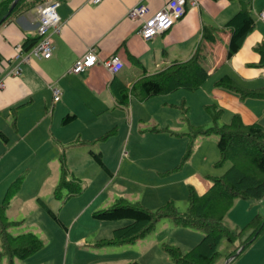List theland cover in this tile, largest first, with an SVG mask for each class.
Masks as SVG:
<instances>
[{"label":"crops","instance_id":"0c3cea01","mask_svg":"<svg viewBox=\"0 0 264 264\" xmlns=\"http://www.w3.org/2000/svg\"><path fill=\"white\" fill-rule=\"evenodd\" d=\"M169 1L103 0L101 4L94 5L92 0H29L28 7L12 15L9 22L0 27V81L5 80L6 84L0 90V116L8 114V118L13 119L12 129L20 133V141L24 142L28 138L41 139L45 143L55 141L62 151L81 140L93 142L92 144L101 141L105 133L98 128L100 125L119 128L124 124L141 125L138 100L133 96L128 107H118L112 90L114 82H121L132 90L142 78L159 73L175 63L190 60L200 48L206 50L205 68L211 75L210 80L203 89L195 93L179 90L154 97L161 101L159 111L166 113L172 111L168 107L183 103L186 113L189 110L186 107L187 100L194 94L206 93L207 98L212 95L214 100H218L219 106L239 114L246 124L258 123L264 127V100L242 101L238 94L214 86L218 79L229 75L246 88L264 87V68L256 66L260 62V56L254 50L256 46L264 45V22L259 19V14L264 11V1L262 4L257 1L253 6L256 27L231 60L227 59L230 32H219L216 42L210 44L205 43L203 30L206 26L223 29L238 13L240 0H197L198 5L190 6L187 15L168 33L149 42L143 40L139 35L142 21L129 20V10L142 3L154 14ZM51 2L59 5L57 12L63 24L62 31L52 37L56 46L53 57L22 63L21 74L12 76L13 70L20 63L16 61V47L21 46L23 49L28 39L40 40L38 7ZM92 48L100 64L82 74L71 73L75 62ZM23 51L26 52L24 49ZM213 54L215 62L210 60ZM113 56H118L124 64L115 77L102 65V62ZM210 62L211 66L208 68ZM212 79L213 85L209 86ZM52 86H58L61 90L58 102L54 101ZM67 115H75L76 119L69 125H63V118ZM147 120L160 128L171 127L176 122L165 116ZM6 127L0 123V132L5 135ZM96 128L101 133H95ZM54 130L57 133H53ZM123 142L125 140L122 136L121 144ZM5 143L8 145L10 139ZM120 146L118 145L119 149ZM100 154L103 156L106 152L102 150ZM193 161L192 158L188 162L189 174L183 172L186 174L178 175L179 183L192 186L202 196L213 186L209 178L218 176L210 175L207 171L202 174L198 169L191 172ZM153 162L157 168H163L168 161L160 157ZM118 170L119 176L120 165ZM110 172L112 177L116 176L111 170ZM257 215L264 216V199L254 203L239 199L228 213L226 223L234 230H241ZM168 232L179 235L170 243L183 251L193 249L202 240L201 234L177 224H164L161 233ZM251 233L252 231L246 232L244 238ZM161 238L160 235L156 236V240H150V244L160 243ZM232 248L228 242L222 245L223 258L218 264H264V231L241 255L227 259Z\"/></svg>","mask_w":264,"mask_h":264},{"label":"rangeland","instance_id":"374dc122","mask_svg":"<svg viewBox=\"0 0 264 264\" xmlns=\"http://www.w3.org/2000/svg\"><path fill=\"white\" fill-rule=\"evenodd\" d=\"M245 1H252L254 6L257 1L262 4L264 0ZM210 58L215 62L214 54ZM210 66L211 62L208 68ZM211 85L213 79L209 83ZM192 96L187 100L189 110L186 113L183 103L168 107L172 111L164 113L159 111L161 101H157V98L146 101L144 105L137 101L138 112H141L142 120L145 119L140 120L141 125L124 124L120 128L100 125L98 128L105 133L104 139L94 144L81 140L62 151L55 141L45 143L41 139L28 138L21 142L20 133L12 129L13 119L8 118V114L0 116V123L7 126L4 129L10 139L8 145L0 140V205L8 189L16 182L19 188L8 203L7 216L10 222L19 224L12 225L10 233L20 235L31 231L44 242L42 250L30 258L16 259L15 264H173L165 246H175L170 241L179 235L161 233L164 224H175L172 219L158 223L145 240L135 245L111 246L102 245L103 240L111 239L114 231L125 227L129 221L102 222L94 214L113 207L123 198L131 203H140L151 211L174 201L178 211L185 213L189 208L188 197L192 186L179 183L178 175L190 173L188 162L193 158L191 172L198 169L202 174L207 171L218 177L229 169L230 163L223 167L215 166L220 159L218 136L199 135L191 144V125L204 130L213 127L211 115L204 105L219 104L212 95L207 98L206 93ZM219 107L224 110L219 126H224L230 123L235 113ZM163 116L176 121L175 124L160 128L147 120ZM106 128L110 129L104 130ZM100 131L96 128L95 133L99 134ZM122 136L125 140L123 144ZM190 144L191 157L182 164ZM118 145H121L120 149ZM91 150L106 152L102 157L112 173L116 174L115 177L95 163L90 155ZM160 157L168 161L163 168H157L153 162ZM119 165L121 173L118 176ZM179 165L182 166L178 170L166 174ZM76 185L81 186V192L72 190ZM72 192H76V195L71 196ZM48 209L62 221L63 226ZM191 230L201 234L203 239L204 233ZM158 235L162 241L150 244V240L153 242ZM226 243L224 241L222 245ZM180 250L184 253L190 251ZM8 263L9 258L3 256L0 264Z\"/></svg>","mask_w":264,"mask_h":264},{"label":"trees","instance_id":"16d2710c","mask_svg":"<svg viewBox=\"0 0 264 264\" xmlns=\"http://www.w3.org/2000/svg\"><path fill=\"white\" fill-rule=\"evenodd\" d=\"M28 1L19 0L12 14L8 16L15 0H0V27L9 22L12 15L28 7ZM255 27L256 21L253 16L252 1L240 0L238 13L227 25L223 29L211 26L204 27L203 39L205 43L212 44L216 42L219 32L229 31L231 37L227 59L231 60L242 49L247 37L254 31ZM38 42L39 39H28L24 43L23 49L29 51ZM254 50L260 56V62L256 66L264 68V45L260 44ZM205 59L206 50L200 48L190 60L175 63L159 73L142 78L132 90L121 82L115 81L112 90L118 107H128L133 96L140 103H144L151 98L172 94L179 90L193 93L200 91L211 78L209 71L205 68ZM214 86L238 94L242 101L248 99L264 100V87L246 88L229 75L218 79ZM205 109L211 115L213 127L204 130L200 126L191 125V144L199 135L218 136L217 146L220 159L215 166L223 167L226 163H230L229 169L222 176L209 178L213 182V186L202 196L193 187H190L189 208L185 213L178 211L174 201L168 202L156 211H151L140 203H131L124 198L119 199L113 207L96 212L94 217L102 222L129 221L125 227L116 229L111 239L103 240L102 245H135L146 239L155 230L158 223L165 219H172L178 226L196 229L204 233L200 243L186 253L178 247L166 245V251L172 258L173 264H218L223 258L221 248L224 241L233 246L227 255V259H231L241 255L262 234L264 216L257 215L241 230H234L227 225L226 217L239 199L248 201L264 199V127L258 123L246 124L239 114H235L230 123L219 126L224 110L217 104L208 105ZM75 119V115H67L63 118L62 123L69 125ZM15 124L16 119L14 120ZM0 139L9 142V138L2 132H0ZM191 144L182 164L191 157ZM90 155L97 165L111 174L100 153L91 151ZM181 166L167 171L166 174L173 173ZM65 184L66 182L63 184V188ZM18 188L19 185L15 182L8 189L4 201L0 205L2 247L0 261L3 256H7L9 258L8 264H15L16 259L30 258L42 250L44 246V242L31 231L20 235L10 233L12 225L19 223L9 221L7 208ZM72 190L78 193L82 191V188L76 185L73 186ZM76 192H72L71 196L76 195ZM49 212L63 226L62 221L51 210ZM248 231H252V233L244 238ZM237 243L239 244L236 245Z\"/></svg>","mask_w":264,"mask_h":264},{"label":"built area","instance_id":"2783aa9c","mask_svg":"<svg viewBox=\"0 0 264 264\" xmlns=\"http://www.w3.org/2000/svg\"><path fill=\"white\" fill-rule=\"evenodd\" d=\"M103 0H92V4L99 5ZM197 0H170L161 10L152 14L150 9L139 3L131 8L127 14V18L131 21H142V27L139 35L143 40L149 42L168 33L180 20H182L188 12L190 6H197ZM58 4L55 2L42 4L38 7L39 25L38 33L40 40L29 51L24 52L21 46L16 47V61L20 63L15 67L12 76L21 74V64L30 63L33 59L49 60L53 57L56 46L53 40L54 34L62 31L63 24L61 17L57 12ZM259 19L264 22V11L259 14ZM100 64V60L95 50L90 49L83 57L79 58L71 73L82 74ZM108 73L115 77L124 67L122 60L118 56H113L102 62ZM5 80L0 81V90L5 88ZM54 101L61 99V90L58 86H52Z\"/></svg>","mask_w":264,"mask_h":264},{"label":"water","instance_id":"95a60500","mask_svg":"<svg viewBox=\"0 0 264 264\" xmlns=\"http://www.w3.org/2000/svg\"><path fill=\"white\" fill-rule=\"evenodd\" d=\"M18 2H19V0H15L13 6H12V8H11V10L9 11L8 16H10V15L12 14V12H13L14 8L16 7V5L18 4ZM8 16H7V17H8ZM7 17H6V18H7ZM6 18H5V19H6ZM231 259H234V258H231ZM227 264H228V263H227Z\"/></svg>","mask_w":264,"mask_h":264}]
</instances>
